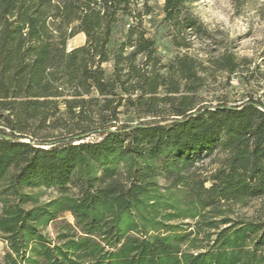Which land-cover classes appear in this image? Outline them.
<instances>
[{
    "label": "trees",
    "instance_id": "trees-1",
    "mask_svg": "<svg viewBox=\"0 0 264 264\" xmlns=\"http://www.w3.org/2000/svg\"><path fill=\"white\" fill-rule=\"evenodd\" d=\"M194 1L164 2L177 45L201 28ZM135 3L0 0L3 264H264V214L232 216L264 199V103L200 104L202 69L162 63Z\"/></svg>",
    "mask_w": 264,
    "mask_h": 264
},
{
    "label": "rangeland",
    "instance_id": "rangeland-1",
    "mask_svg": "<svg viewBox=\"0 0 264 264\" xmlns=\"http://www.w3.org/2000/svg\"><path fill=\"white\" fill-rule=\"evenodd\" d=\"M136 13L147 30L148 36L155 38L157 55L167 64L177 56L189 55L199 65L204 75L202 86L196 92L200 104L214 105L227 102L240 104L253 97L264 103V0H196L188 7L198 18L201 28L188 30L182 40L183 45L175 42V30L163 21L165 0H135ZM135 24L133 17H125L115 24L112 47L123 39L129 24ZM84 32H79L68 39L69 49L83 44ZM236 61V70L229 72L223 68L226 57ZM111 73L110 62L104 64ZM166 68L162 69L165 73ZM124 110V109H123ZM153 116L140 119L132 112H123L119 122L152 121ZM201 164V171L208 174L215 164L207 158ZM42 191L40 201L58 196L56 187L34 188L31 192ZM1 205V202H0ZM30 204H27L29 206ZM232 216H254L264 214V199L251 200L246 206L234 205ZM65 218L74 222L71 213ZM47 231L55 236V227L51 224ZM7 242L0 236V264L4 262Z\"/></svg>",
    "mask_w": 264,
    "mask_h": 264
}]
</instances>
